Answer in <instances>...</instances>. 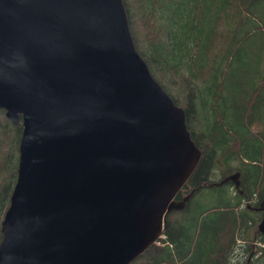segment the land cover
Masks as SVG:
<instances>
[{"label":"water","instance_id":"water-1","mask_svg":"<svg viewBox=\"0 0 264 264\" xmlns=\"http://www.w3.org/2000/svg\"><path fill=\"white\" fill-rule=\"evenodd\" d=\"M0 109L20 125L0 264H129L184 206L202 150L123 0H0Z\"/></svg>","mask_w":264,"mask_h":264},{"label":"trees","instance_id":"trees-1","mask_svg":"<svg viewBox=\"0 0 264 264\" xmlns=\"http://www.w3.org/2000/svg\"><path fill=\"white\" fill-rule=\"evenodd\" d=\"M123 2L130 28L134 21L138 22L142 29V22L146 26L143 36L148 41L147 48H144L143 52L137 47L136 49L146 60L153 75L159 76V72L162 76L167 72L186 73L193 79L201 77L197 75L207 65L212 67L210 78L202 79L198 87L199 89L203 86L207 91L212 88L213 92L201 99L200 106L210 115H196L194 100L199 94L198 89L195 88L189 99L190 105L194 106V119L201 123L199 130H202L201 139L204 145H201L191 127L192 112L189 114L188 109H185L188 129L196 145L203 150L196 170L182 188V190L190 188L189 192L194 191L187 198L182 210L171 211L166 216L163 242L168 243H163L162 246L156 244L149 246L137 260L156 255L159 257L157 261H149L146 264H159L164 261L165 264H230V259H236V263H240V257L234 256L236 251L234 248L238 246L235 245L234 233L236 229L243 232L253 231L256 217L252 214H257L253 207L264 195V71L257 76V82L251 84L246 95L240 93L234 98L233 102L239 105L235 108L230 107L228 99L219 103L225 89L219 82L224 76H228V70L235 61L238 67H234V70L240 72L244 67L242 64L247 61L246 57L249 54L246 51L248 42L256 40L258 50L264 52V22L261 19L264 1L123 0ZM136 16H139L140 20ZM237 16H240L239 19ZM217 18L226 20V27L221 30L225 38H221L223 35L216 24ZM251 34L254 39L250 37ZM216 40L221 44L222 51H217L210 57L207 54L210 52L209 45ZM252 52L256 51L252 50L250 53ZM162 63L165 67H162ZM171 68L174 71L168 70ZM210 80H214L215 84ZM163 88L165 89L164 86ZM231 111L235 115V123L227 118ZM3 116L4 118L0 115V220L8 204L15 179L17 141L20 134V125H12L4 112ZM258 120L261 121L262 128L259 132H254L251 124ZM195 130L197 132V129ZM213 160L220 164L229 161L237 163L236 169L244 179L245 190L232 196L226 183L219 185L211 183L209 191L213 195V201H217L220 206L212 207L214 213L206 216L207 211L203 210L205 206L197 205L199 199L190 201V198L205 188L209 176L212 175L210 171L216 166L212 165ZM180 194L178 199L181 198ZM254 195L257 196L254 205L241 206L243 200H251ZM234 198L236 200L233 201ZM229 202L234 203L228 207L223 206ZM175 212L180 214V218L175 219ZM245 215L249 217L244 219ZM172 225L175 228L172 229ZM254 240L264 243V234L258 232ZM222 244L223 247L218 249V245ZM245 248L246 251L251 249L248 246ZM253 255L252 264H264L262 247ZM135 261L136 259L132 263Z\"/></svg>","mask_w":264,"mask_h":264},{"label":"rangeland","instance_id":"rangeland-1","mask_svg":"<svg viewBox=\"0 0 264 264\" xmlns=\"http://www.w3.org/2000/svg\"><path fill=\"white\" fill-rule=\"evenodd\" d=\"M232 12H234V10ZM222 14H224V13H222ZM136 17L138 20H140L139 16H136ZM239 17L240 16H237V19H239ZM261 19L264 22V12H263V14H261ZM216 24L220 28V31H219L220 34L223 35V37H221V38H225V34L221 30H223V28L226 27V20L223 18H217ZM141 25H142L143 29L139 26L138 22L134 21L133 26L130 28V30H131V34H132V37H133V40H134L136 47L139 49L140 52H143V49L147 48L148 41L143 36V31H146V26L144 25L143 22ZM250 37H252L254 39V36L252 34ZM226 38H228V37H226ZM209 46H210V52H208L207 54L210 57L215 55L217 53V51H220V50L222 51L221 44L218 43V40H216L215 42H212ZM252 50H255L256 52L250 53ZM246 51L249 54L246 57L247 61H245L242 64V66H244V67L242 69H240V72L237 70H234V67L237 66V61H235V64H233V66L231 65V68L228 70V76H224L223 79L219 82V84L221 86L223 85L225 87V89L223 90V97L219 100V103H221L222 101L225 102L228 99L227 100L228 104L231 103L230 107L235 108V106H237L238 104L233 102L235 100L234 98L237 97L238 94H240V93H241V95H246L251 84L257 82V80H258V79H256L257 76L264 71V69H263L264 68V52H263V50H258V42L256 40H254L252 42H248ZM176 62L177 63L179 62L178 59L176 60ZM162 67H165L163 63H162ZM203 69L204 70H202L201 73H199L197 75V76H201V77H199V78L194 77L193 79L192 78L190 79L188 74H186V73H182V74L181 73H175L174 74V73L167 72L165 74V76H162V74L160 72H159V76L154 74L155 78L157 80L161 81L162 85L165 87L167 92L172 97H174L176 99L175 101L177 102V104L180 105L181 107H183L184 109H188L189 114H190V111L192 112V114H190V116H191L190 122H192L191 127L194 131L196 138L199 139L201 145L202 144L204 145V142L201 139L202 138L201 135H203V133H202V130H199L201 123L194 119V116H193L194 106L190 105L189 99H190V95L193 94L195 88L198 89L202 79L210 78V74L212 72V67L207 65V67L203 68ZM168 70L174 71V69H172V68L168 69ZM233 78H237V79L234 80ZM216 79H217V77H216ZM210 81L212 82V84H215L214 80H210ZM198 90H199V94H197V96L194 100V103L196 105V115H203V116L206 114L210 115L207 111L200 108V106L202 104L201 99L207 97L208 94H211L213 92V91H211L212 88L210 87V90L207 91L206 89H204L203 86H201ZM0 115L2 116V118H4L3 112L1 110H0ZM227 118H228V120L235 123V115L233 114L232 111L229 112V115ZM251 128L254 132H256V131L259 132V130L262 128L261 121L258 120V121L253 122L251 124ZM195 129H197V132ZM212 162H213L212 165L215 164L216 166L210 171V173H212V175L209 176V181L207 183L217 182L220 179H222L224 176L237 171V169H236L237 163H232V161L226 162L224 164H220L216 160H213ZM231 163H232V165H231V167H229V165ZM240 179H241V184L238 188L232 182L226 183V186H227L228 190L230 191V193L232 194V196H235L240 191L242 192L243 190H245L244 189V186H245L244 179L242 178V176H240ZM13 184H14V182H13ZM211 187L212 186H208L206 184L205 188L201 189L198 193H196V195L194 194L195 197L192 196V198H190V201L191 200L194 201V199H199L197 201V205H200L202 207L205 206V208L203 210L207 211L205 213L206 216H211L214 213V211L211 209L212 207L220 206V205H218L217 201H213V198H212L213 195L209 191V188H211ZM263 187H264V185H263ZM189 189H185L184 191H182L181 195L187 194L189 192ZM256 197L257 196L254 195L253 199H251V200H243L241 206L244 207L247 204L248 205H250V204L254 205L255 199H257ZM232 200L234 201L236 199L234 198ZM233 203L234 202H229L228 204L223 205V206L228 207V206L232 205ZM5 209L6 208H4L3 213H4ZM2 216H3V214H2ZM252 216L256 217L252 232H243V230H241V229H236V231L234 233L235 238H236L235 245H238L234 248V249H236L234 256L237 255L238 257H240L241 264H244L246 262L251 251L256 252V251H258L259 247H262L264 249V247H263L264 243H261L258 240H254V237L258 234L257 223L260 220L261 214H260V212H258L257 214L256 213L252 214ZM248 217H249V215H245L244 219H246ZM177 218H180V214H178V212H175V219H177ZM173 228H175V226L172 225V229ZM243 236H246V238ZM164 238H165V234L162 235V238H159V241L156 243V245L162 246L163 243L167 244L168 243L167 241L163 242ZM247 246L249 248H251L248 251H246V248H245ZM221 247H223V244H222V246L218 245V249ZM158 259H159V257H157L156 255H150L149 257H146V256L141 257L132 264H146L149 261H157ZM251 261L249 264H252ZM159 264H165V261L163 263H159ZM230 264H236V259H233V260L230 259Z\"/></svg>","mask_w":264,"mask_h":264},{"label":"bare ground","instance_id":"bare-ground-1","mask_svg":"<svg viewBox=\"0 0 264 264\" xmlns=\"http://www.w3.org/2000/svg\"><path fill=\"white\" fill-rule=\"evenodd\" d=\"M261 200H262V199H261ZM261 200H260V201H261Z\"/></svg>","mask_w":264,"mask_h":264}]
</instances>
